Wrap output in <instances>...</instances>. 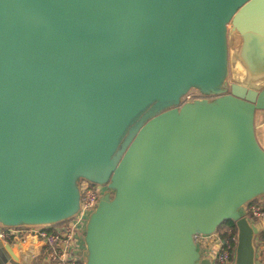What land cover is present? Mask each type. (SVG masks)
Segmentation results:
<instances>
[{"label":"water","instance_id":"1","mask_svg":"<svg viewBox=\"0 0 264 264\" xmlns=\"http://www.w3.org/2000/svg\"><path fill=\"white\" fill-rule=\"evenodd\" d=\"M263 108L264 0H0V224L69 219L85 179L83 264H211L193 235L228 219L256 264Z\"/></svg>","mask_w":264,"mask_h":264},{"label":"built area","instance_id":"2","mask_svg":"<svg viewBox=\"0 0 264 264\" xmlns=\"http://www.w3.org/2000/svg\"><path fill=\"white\" fill-rule=\"evenodd\" d=\"M191 94V93H190ZM188 94L186 98L189 97ZM104 189L100 184L81 179L79 183V207L69 219L52 225L4 226L0 224V240H23L33 235L41 243L42 261L51 264H83V259L76 254L82 248L80 230L87 214L92 209L98 194ZM242 212L249 220L264 221V201L250 200L242 206ZM51 226V227H50ZM194 242H202L206 246L205 255L210 256L211 264H231L233 260L236 234L221 238L216 231L209 234H194ZM264 242V236H263Z\"/></svg>","mask_w":264,"mask_h":264},{"label":"crops","instance_id":"3","mask_svg":"<svg viewBox=\"0 0 264 264\" xmlns=\"http://www.w3.org/2000/svg\"><path fill=\"white\" fill-rule=\"evenodd\" d=\"M254 130H255V136L256 140L260 144V146L264 149V108L259 109L256 111L255 116H254ZM258 200L264 201V194L257 196ZM251 221H258L256 220H251ZM264 221H261V223ZM263 236H264V226L260 228V230L254 235V261L256 264H264V242H263ZM79 243L81 242V238L78 237ZM6 241H1L0 243V248H4V243ZM10 243L11 250L13 253L17 254L20 245L17 242V239L15 238L13 241H7ZM24 241L23 243H25ZM32 244V243H31ZM195 244L197 248L201 251L203 255L206 246L202 242L195 241ZM41 244L40 247L35 250V255L32 258V263L31 264H51L48 261H42V256H41ZM0 264H22L19 259H7V260H2L0 258Z\"/></svg>","mask_w":264,"mask_h":264},{"label":"trees","instance_id":"4","mask_svg":"<svg viewBox=\"0 0 264 264\" xmlns=\"http://www.w3.org/2000/svg\"><path fill=\"white\" fill-rule=\"evenodd\" d=\"M60 223L61 222H59V224ZM215 231L221 238H225L230 236L231 234H235L236 228L234 221L231 219L222 221L219 225H217Z\"/></svg>","mask_w":264,"mask_h":264},{"label":"rangeland","instance_id":"5","mask_svg":"<svg viewBox=\"0 0 264 264\" xmlns=\"http://www.w3.org/2000/svg\"><path fill=\"white\" fill-rule=\"evenodd\" d=\"M190 93H191V94H196L194 91H190ZM101 187H102V186H101ZM253 200H258V198H254V199H252V201H253ZM77 240L79 241V239H77Z\"/></svg>","mask_w":264,"mask_h":264},{"label":"flooded vegetation","instance_id":"6","mask_svg":"<svg viewBox=\"0 0 264 264\" xmlns=\"http://www.w3.org/2000/svg\"><path fill=\"white\" fill-rule=\"evenodd\" d=\"M195 96H198L197 94H190L188 98H192V97H195Z\"/></svg>","mask_w":264,"mask_h":264}]
</instances>
